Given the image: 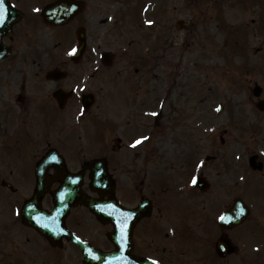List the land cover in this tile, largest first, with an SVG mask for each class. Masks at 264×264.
<instances>
[{
  "label": "rangeland",
  "instance_id": "rangeland-1",
  "mask_svg": "<svg viewBox=\"0 0 264 264\" xmlns=\"http://www.w3.org/2000/svg\"><path fill=\"white\" fill-rule=\"evenodd\" d=\"M219 2L163 0L158 8L161 18V12L165 11L164 38L160 43L162 48L156 51L152 47L147 52L146 60L135 51L136 44L142 41L134 38L139 37L140 31H145L136 26L139 15L137 17L136 12L127 10L126 6L116 7L119 17L122 18V23H116L119 24L117 25L120 28L119 32L106 34L104 38L106 43L103 44L117 52L116 65L107 69L102 68V71L94 76L91 83L94 81L99 83H90L91 87L86 89L92 90L97 97L91 113L81 118L83 124H78L81 128L79 131L72 132L64 125V138L62 137L59 142L64 155L69 158L75 152L76 145L82 148V152L83 144L91 153L84 150L85 154L82 153L85 158L93 157L96 152L98 155H107L109 170L119 184L118 193L126 199L133 196L128 183L134 184L135 190L139 187L146 192L151 176L160 173L169 177L166 184L170 185L173 182L172 184L178 188L185 181L184 174L189 165L190 155L200 156L202 160L208 154L212 156V159L206 162L203 173L205 171L208 176L220 171L217 174V181L213 183L214 192L222 184H226L225 181L231 184L242 171L244 164L238 163L237 156L245 163L247 155L252 153L264 155V112L256 106L260 99H264V0H245L246 3L242 4L237 0ZM148 11L149 16L153 15L156 20L158 19L155 5H150ZM179 19L185 20L189 27L178 29L176 22ZM88 24L91 28L94 27L90 21ZM222 24L233 28V37L225 35L221 29ZM236 26H240V30L241 27L245 30H237ZM122 29L125 31L120 34ZM236 33L240 35L237 37ZM242 35L246 36L243 37L244 41H241ZM228 38H234L233 40L239 38V47L235 48L237 46H233ZM132 40H134L132 43H128ZM18 41L16 40L14 44ZM127 46L131 47L130 53L125 54L123 49ZM18 55V51L15 52L4 65L7 66L9 62L17 63ZM20 61L27 62L26 57H20ZM122 80L133 81L132 85L136 87L126 88L120 85L123 84ZM256 85L262 88L260 97L254 95L253 89ZM127 95L129 101H133L136 107L129 111L123 120L125 112L122 109L127 104V100L124 101ZM123 101L124 105H119ZM136 102H140L141 105ZM141 107H144L143 110ZM145 110L147 114L144 113ZM75 111L77 108L71 110L72 113ZM142 112L148 116L147 128L144 130L134 125ZM159 113L158 126L155 117ZM93 118L100 122V127L96 123L94 125L91 123L90 120ZM120 119H122L120 123L114 124L115 120ZM43 121L44 119L41 122ZM44 126L47 127V124L40 123L39 130L28 126L25 135L20 137L25 142H30L38 154L45 148L42 141L52 136L41 139L38 132H44ZM143 131H145L142 133L143 136H138ZM135 136H138V139L148 137L143 140L144 146L132 147L130 143L134 142L131 140ZM32 152H29L25 145L16 144L11 158L8 159L12 167L9 165L8 168L6 162L4 165V171L10 170V173L15 175L14 184L19 187L22 194L30 191L34 181ZM85 158L81 156L80 162ZM80 162L73 161L72 169H77ZM143 174L149 178L141 184L138 176L146 178ZM166 193L169 202H176L170 206L169 215L176 219V225L187 226L182 221L190 216L186 207L188 203L175 200L176 192L172 186ZM247 196L250 199L253 197L250 194ZM191 197V205L194 208H201L206 206L209 195L204 192L199 194L197 190ZM46 203L49 204V201L46 200ZM3 204L7 203H0V217L2 214L5 215L4 209L7 208V205L4 207ZM256 204L259 207L260 204L258 202ZM183 210L187 215L183 214ZM78 218L82 220L79 223L81 225L77 224ZM91 219L95 222L89 212L85 213L83 208H77L73 210L70 222L83 233H90L88 226L92 225ZM18 227L20 225L15 223L16 232L19 231ZM235 238L238 241L252 242L259 240L261 234L250 225H243L235 230ZM36 242L41 244L40 240ZM43 245L47 255V250H51L47 249L46 243ZM197 247L201 254H205L207 245ZM38 250L39 247L36 248V251ZM60 251L54 253V256H59ZM72 256L77 254L72 251ZM12 257L9 260L15 264V256ZM37 257L32 259L20 255L17 264H42L45 258L41 257L35 261ZM178 258H176L178 264H185V260ZM53 259L58 261V264H63L59 259ZM76 259H72L69 264H77ZM248 263L256 264L253 257ZM262 263L264 264L263 261ZM49 264H52L51 261ZM199 264L216 263L202 261Z\"/></svg>",
  "mask_w": 264,
  "mask_h": 264
},
{
  "label": "flooded vegetation",
  "instance_id": "flooded-vegetation-1",
  "mask_svg": "<svg viewBox=\"0 0 264 264\" xmlns=\"http://www.w3.org/2000/svg\"><path fill=\"white\" fill-rule=\"evenodd\" d=\"M89 5L93 6H98V1L99 0H86ZM102 2L108 4V0H101ZM114 3H127L128 5H136V7H140L143 5H147V3H151V5L157 6V8L162 5L161 3L163 0H112ZM13 5L17 7L18 9H21L23 11V19H25L27 13L33 12L34 13V18L37 17L36 13L33 11V9L36 7V5H42L43 0H11ZM88 6V5H87ZM84 11L83 9L78 16L77 23L78 24H84ZM106 21V19H105ZM60 67H61V75L60 78H53L47 81V83H50V87H55L53 89L56 90V88H60L61 90L64 91V55L61 56L60 59ZM11 76L15 77L16 73L15 71H10ZM8 86H13L18 84L17 80H12L8 81ZM25 83V82H24ZM3 86H4V80H0V183L4 181V152H5V146L6 142L9 140V137L12 135L11 132L7 129H5V118L3 114V109L1 107L2 103V98H3ZM25 88V85L23 86V89ZM61 123L64 126V99H63V93H61ZM20 101H22L24 104H26L28 97L24 96L22 99L21 97H18ZM55 104L53 103V100H44L42 104L41 111L47 115L48 112L52 109V105ZM56 105V104H55ZM61 125V124H60ZM62 129V127H61ZM26 128L22 129L21 131H25ZM17 134L11 136V137H17ZM20 136V134L18 135ZM11 139V138H10ZM44 142L46 144V149L48 150L52 145L51 143L45 138ZM10 143V140H9ZM8 143V144H9ZM30 147H34L32 144H29ZM45 149V151H46ZM33 158L36 161V163L39 161L41 156L38 154H33ZM260 175H263L264 177V167L262 168L261 172L259 173ZM55 175H50V178L54 181L53 184L57 185L58 184V179L61 178L57 177ZM209 187H211V183L208 182ZM262 187V185H261ZM248 194L254 195L257 194V191L255 189V186L253 184H250L249 186L246 187L244 185V181H235L234 185L230 186H224L220 192L216 195V198L218 199V207L216 209V215L214 217L209 218V226L207 229V234L208 236L210 235V240H211V250L207 252L206 254V261H211L216 264H229L228 262V256L222 257L216 253L215 251V243L218 242V239L221 237H224V239H230L232 242L235 241V230L238 228L237 226L231 227V228H222L219 225V213L222 212L223 210H228L230 209L236 200L242 199L245 200V196ZM263 197L262 199L264 200V192L262 193ZM99 196V194H95ZM47 198H52L51 194H47ZM216 199V200H217ZM250 208V205H248ZM154 214V213H153ZM153 214L150 217H144L142 220L139 222V224L136 226L134 233H133V250L136 253V255L140 257H152L155 260H160L161 263L164 261V253L166 251V248L164 244L160 243H165L166 237L169 234V231L166 230L161 224L163 223V220L159 219H153L159 222L158 224L155 223H150L151 219L153 218ZM254 224L258 225V222L255 220H252ZM255 221V222H254ZM215 222L218 226H215L213 223ZM212 225V227H210ZM76 253L78 256H74L73 259L77 258L75 261H78L77 264H85L83 260L82 253L75 247ZM67 264V263H65Z\"/></svg>",
  "mask_w": 264,
  "mask_h": 264
},
{
  "label": "water",
  "instance_id": "water-1",
  "mask_svg": "<svg viewBox=\"0 0 264 264\" xmlns=\"http://www.w3.org/2000/svg\"><path fill=\"white\" fill-rule=\"evenodd\" d=\"M68 179L69 180L65 182L64 187L61 190H59V194H58V200H59L58 205L60 207L64 208V213L59 216L60 221H58V220L55 221L53 216L50 217V214H46V216H49V217H47L48 224H57L58 222L62 224L63 223L62 218L68 212V209H69L70 204L72 202H78V201L87 202L89 204V206L94 211H97V213H99L97 210L98 206H101V207L105 206L104 202H102V203L91 202V200H88L87 198H85V196L77 194L76 191H77V188L80 184V182H79L80 177H71L70 176ZM43 190H44V188H43ZM63 194H64V196H63ZM38 211L42 212L40 209ZM138 215H140V214H138ZM101 216L111 217L107 214H103ZM44 222H45V220H44ZM45 226H47V225L45 224ZM45 228L46 229H42V232L46 233L49 237H53V239H55L56 235H58V237H60L63 234L61 231H56V230H53L52 228L47 229V227H45ZM118 232H120V230H118V228H117L116 233H118ZM103 259H106V258L103 257Z\"/></svg>",
  "mask_w": 264,
  "mask_h": 264
},
{
  "label": "snow or ice",
  "instance_id": "snow-or-ice-1",
  "mask_svg": "<svg viewBox=\"0 0 264 264\" xmlns=\"http://www.w3.org/2000/svg\"><path fill=\"white\" fill-rule=\"evenodd\" d=\"M36 11H39V9H36ZM6 12H7V9L5 7V0H0V24H2L5 20V17H6ZM151 23V22H150ZM76 50L73 49L72 52L74 53ZM217 111H219V109H217ZM153 115H155V113H153ZM148 139V137H143L141 139H137L133 144H132V147L135 148L137 147L138 145L142 144L143 140H146ZM196 178L194 177L192 179V184L195 185L196 184ZM221 220H223L224 218L223 217H220Z\"/></svg>",
  "mask_w": 264,
  "mask_h": 264
}]
</instances>
